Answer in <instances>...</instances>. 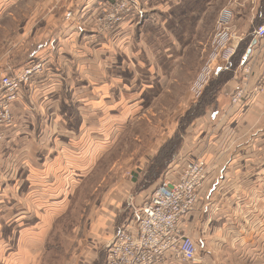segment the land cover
Here are the masks:
<instances>
[{
    "label": "rangeland",
    "instance_id": "374dc122",
    "mask_svg": "<svg viewBox=\"0 0 264 264\" xmlns=\"http://www.w3.org/2000/svg\"><path fill=\"white\" fill-rule=\"evenodd\" d=\"M149 4L148 0H0V79L7 72L31 69L33 77L23 88L20 106L46 130L42 137L57 146L61 141L52 138L60 136L61 122L44 112L45 104L57 99V114L69 131L62 136L69 145L65 150L69 158L63 167L60 161L52 166L66 172L71 187L51 192L52 224L40 244L44 256L34 264L106 262L104 245L129 223L133 204L142 205L166 176H172L173 156L187 145L195 105L204 96L211 98L213 93L206 92L212 82L235 69L236 33L251 35L262 23L259 10L264 6L254 0H221L222 6L205 14L196 38L184 44L166 35L161 43L154 41L159 27L152 23L162 18L164 10ZM224 11L231 15L234 54L228 64L224 59L213 61L207 75ZM172 46L177 54L168 58L165 52ZM217 66L223 69L215 75ZM51 88L57 91L47 94ZM28 148L22 154L29 155ZM184 165L172 180L180 179ZM32 166L35 181L26 179L31 187L46 184L40 161L20 166V175L31 174ZM61 177L55 175L59 185ZM12 179L11 191H18V179ZM31 187L25 190L29 202H47L36 197L45 189ZM198 242L200 253L208 254L203 238ZM225 249L220 261L234 264L227 256L229 248Z\"/></svg>",
    "mask_w": 264,
    "mask_h": 264
},
{
    "label": "crops",
    "instance_id": "0c3cea01",
    "mask_svg": "<svg viewBox=\"0 0 264 264\" xmlns=\"http://www.w3.org/2000/svg\"><path fill=\"white\" fill-rule=\"evenodd\" d=\"M254 1L264 4V0ZM148 2L151 8L161 6L164 10L162 18L154 19L152 23L159 27L154 33L156 43L164 41L163 35H166V38L173 39L174 42L179 39L186 44L196 38L205 14L222 6L221 0ZM263 13L264 6L259 10L261 24L264 23ZM254 31L251 35L247 31L236 33L235 51L237 49L236 58L239 62L227 75L223 85L206 100L204 112L195 119L188 131L187 145L174 159L176 162L172 163V176H166L168 179H176L180 174V164L198 157L204 158L209 165L195 208L182 218L178 226L181 234L192 237L199 246V257L195 264H224L220 261V256L225 258L222 254L226 251L225 248H229L230 254L227 256L234 264L264 263V38L256 36ZM248 49L251 50L250 54H247ZM165 54L168 58H174L176 48L169 47ZM243 55L246 57L241 64ZM245 66L249 68V72L244 71ZM46 91L47 89L43 90L44 98ZM56 91V88H51L47 94ZM237 91H242L243 95L241 101L235 103L233 97ZM24 94L23 91L21 96ZM18 101L13 105L16 123L12 127L0 128L6 135L5 141L0 144V168L4 165V173H0V264H34V260L44 256L41 243L48 236L53 215L49 212L53 206L50 203L51 192L56 187H71L70 183L66 184V172L60 173L55 168L56 165L52 166L60 161L63 167V161L69 158V153L65 151L69 145L64 139L69 131L64 129L65 121L57 114V107L60 106L57 99L50 100L44 106L46 117L51 115L52 119L61 122L60 136L52 138L61 141L57 146L42 137L46 130L41 128L42 125H37L34 115L20 106ZM25 147H29L32 156L22 154ZM30 160L32 163L40 161L43 164L40 168L45 170L46 184L31 187L26 179L31 178L30 182L34 183L33 166L31 174L20 175V166H26ZM36 168L39 169L37 166ZM55 175L62 176L60 185L59 180H55ZM13 176L18 179V191H11L9 186ZM26 185L31 187L29 190L45 189L36 197L47 202H29L27 191L25 192L28 188ZM144 203L133 204L135 210L129 223L132 222L133 214ZM116 233L114 231L105 247ZM201 238L204 240V247L208 248V254L200 253L202 251L198 241ZM212 254L215 256L212 257ZM165 263L190 264L173 256L167 257Z\"/></svg>",
    "mask_w": 264,
    "mask_h": 264
},
{
    "label": "built area",
    "instance_id": "2783aa9c",
    "mask_svg": "<svg viewBox=\"0 0 264 264\" xmlns=\"http://www.w3.org/2000/svg\"><path fill=\"white\" fill-rule=\"evenodd\" d=\"M122 7L125 10V6ZM230 17L227 11L221 15L211 61L205 68L207 75H210L213 61L224 59L228 64L234 54ZM254 34L264 38V23L256 28ZM217 68L215 75L223 69ZM32 77L31 69L7 72L1 77L0 128L12 127L16 123L12 104L19 100L23 88L29 85ZM200 84L201 78L197 82L198 88L202 87ZM242 95V91L234 95V102L241 101ZM5 136V132L0 130V142L5 141ZM183 164L180 179L174 182L166 177L133 214L132 222L121 228L107 244L108 256L104 264H166L169 256L190 264L197 263L199 246L192 237L181 234L178 226L182 218L195 208L209 165L199 157Z\"/></svg>",
    "mask_w": 264,
    "mask_h": 264
},
{
    "label": "trees",
    "instance_id": "16d2710c",
    "mask_svg": "<svg viewBox=\"0 0 264 264\" xmlns=\"http://www.w3.org/2000/svg\"><path fill=\"white\" fill-rule=\"evenodd\" d=\"M243 58H244V55H243L242 59ZM231 66L233 67V65H231ZM223 74H225V72ZM223 74L221 73L220 75H223ZM227 78H228V76H226V78H220V79H217L216 81L212 82L213 84L210 85L206 94H209L210 92L215 94V92L223 85V83L226 81ZM206 100H208V99H207V97L204 96L201 100H199L198 105H195L194 110H193V117L195 119L204 112ZM175 156H176V154L173 156V160L175 159Z\"/></svg>",
    "mask_w": 264,
    "mask_h": 264
},
{
    "label": "water",
    "instance_id": "95a60500",
    "mask_svg": "<svg viewBox=\"0 0 264 264\" xmlns=\"http://www.w3.org/2000/svg\"><path fill=\"white\" fill-rule=\"evenodd\" d=\"M248 53L247 54H250L251 53V50L250 49H248V51H247Z\"/></svg>",
    "mask_w": 264,
    "mask_h": 264
},
{
    "label": "bare ground",
    "instance_id": "6f19581e",
    "mask_svg": "<svg viewBox=\"0 0 264 264\" xmlns=\"http://www.w3.org/2000/svg\"><path fill=\"white\" fill-rule=\"evenodd\" d=\"M215 69H217V67Z\"/></svg>",
    "mask_w": 264,
    "mask_h": 264
}]
</instances>
